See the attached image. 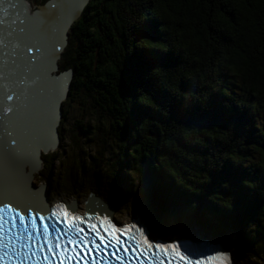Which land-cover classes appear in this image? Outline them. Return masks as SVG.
<instances>
[{
	"label": "trees",
	"instance_id": "16d2710c",
	"mask_svg": "<svg viewBox=\"0 0 264 264\" xmlns=\"http://www.w3.org/2000/svg\"><path fill=\"white\" fill-rule=\"evenodd\" d=\"M145 20L158 25L154 44L135 39ZM149 44L177 61L150 72L163 107L135 87L141 69L133 54ZM58 66L72 74L70 100L79 92L97 93L115 142L90 155L86 167L80 160L79 169L71 167L70 188L76 192L88 180L95 195L120 208L132 203L129 193L141 174L170 185L177 196H198L225 162L238 166L251 178L243 186L254 190L245 201L254 214L238 236L241 261L264 259V0H88L70 26ZM134 104L152 118L125 131ZM117 173L129 182L120 202L111 183ZM207 199L231 208L230 198L218 193ZM207 223L204 233L219 237L211 218Z\"/></svg>",
	"mask_w": 264,
	"mask_h": 264
},
{
	"label": "snow or ice",
	"instance_id": "6c2138e0",
	"mask_svg": "<svg viewBox=\"0 0 264 264\" xmlns=\"http://www.w3.org/2000/svg\"><path fill=\"white\" fill-rule=\"evenodd\" d=\"M59 8L58 2L50 3L37 24L12 20V27L0 38V264H235V242L254 214L245 201L254 190L242 184L251 179L246 170L227 162L220 173L211 175L198 196H177L170 185L141 174L129 193L136 223L123 228L116 227L107 215L93 217L87 211L77 215L74 205L33 202L32 190L18 169L26 150L39 146L40 132L50 134L56 122L61 87L49 90L45 84L52 60L62 47ZM157 26L154 20H145L135 39L154 44L160 35ZM133 55L141 69L135 87L163 107L150 72L155 67H172L177 61L170 51L156 50L151 44ZM146 115L152 118L148 108L134 104L125 131ZM170 118H174L171 112ZM111 183L120 202L119 194L128 191V178L117 173ZM213 192L230 198V210L208 202ZM209 218L219 238L210 241L217 247L205 256L198 251L199 233L207 229ZM129 229H134L133 236L139 234L136 244L126 235ZM157 240L167 243H153Z\"/></svg>",
	"mask_w": 264,
	"mask_h": 264
},
{
	"label": "rangeland",
	"instance_id": "374dc122",
	"mask_svg": "<svg viewBox=\"0 0 264 264\" xmlns=\"http://www.w3.org/2000/svg\"><path fill=\"white\" fill-rule=\"evenodd\" d=\"M22 1L29 4L30 11L32 12L42 6L40 4L43 0ZM77 17L73 20V22L76 21ZM69 30L70 28L67 31V37ZM59 59L60 55L56 60L57 69L52 71V74L57 75L60 72L58 66ZM71 80L72 76L69 81V87L66 91L65 98L61 101L59 107L61 115L58 120V124L55 127L57 144L54 148L49 149L47 152H40V166L37 172L31 174L30 183L35 188L44 187V191L49 202L61 198L67 202L75 201L78 205H84V200L87 198L88 194L91 193L90 191H92V189H90L91 183L88 180L81 181V187H79V190L75 192L73 188H70V184H68L69 182L66 177L67 172L71 169V167L73 171L79 169V160L82 161L86 167L88 165L90 155L92 156L93 154H96L97 151L100 152L101 150L109 149V146H112L115 142L108 132L111 117L107 116L106 113L100 109L98 105L99 97L97 93L91 92L90 94H86L84 92H79L76 96L73 95L74 100H70L69 89ZM62 113L64 115H62ZM79 125L83 133L77 131L76 128ZM107 155L106 151H103L102 157L104 159L108 157ZM51 159H53V181L49 183L45 178V174L47 173V166ZM93 192L94 191H92V194H94ZM94 196L104 201L102 199V195L99 196L94 194ZM132 207V203L124 205L120 208L113 207L115 210H112L111 216L116 221L124 222L132 216ZM199 234L204 237L207 236L211 240L219 238L215 236L210 238L204 233V231ZM234 249L235 264H243L241 261V243L238 238L235 242ZM250 264L258 263L251 262ZM259 264H264V259L259 261Z\"/></svg>",
	"mask_w": 264,
	"mask_h": 264
},
{
	"label": "bare ground",
	"instance_id": "6f19581e",
	"mask_svg": "<svg viewBox=\"0 0 264 264\" xmlns=\"http://www.w3.org/2000/svg\"><path fill=\"white\" fill-rule=\"evenodd\" d=\"M52 1H54V0H52ZM55 2H58L60 4V8L58 10L59 25H57V27H60V26L63 27L64 22L69 20L70 14L75 10V8H77L78 4L80 3V0H58ZM8 4H14L15 8H11V9L8 8L7 7ZM41 8H43V7H41ZM41 8L38 9V11L39 12L42 11V12L37 14V13H35V11L31 12L29 4L28 3L26 4L21 0H4L3 4H0V38H2L5 35V33H7L8 30L12 27V24H11L12 20H16L17 23L20 20H25L27 23H31V24L39 23L41 17L45 14V12L47 10V8L45 10H42ZM60 34H61V32H60ZM60 37H61V35H60ZM0 50H2V48H0ZM2 62H3L2 57H0V63H2ZM55 62H56V60H55ZM52 63H54V60H52ZM51 75H52V67L47 73L48 79H47L46 84H45L46 89L50 90V89L56 88L57 86H60L61 92H62V88L68 82L66 80V77H63V78L60 77V80L56 81L51 77ZM2 83H3V81L0 80V84H2ZM68 84H69V82H68ZM66 91H67V89H66ZM66 91H65V94H66ZM59 104H58V107L56 105V122H55L54 126L52 127L50 134L46 130H42L40 132V139L38 141L39 146L35 147V148H28L26 150V154L19 164L18 171H19L21 178L26 180V182L29 185V188L32 190V196L34 198V200H33L34 203L62 202V203H65L66 205H70V206L74 205L75 206V212L84 213L85 206L84 205H78V204H76L75 201H68L67 202L61 198H58L57 200L49 202L47 200V197H46V194L44 191V187H36L35 188L30 183L31 174L37 172L39 169V166H40V164H39V159H40V154H41L40 152L41 151L47 152L49 149H51V147H46V146H50L52 144L51 143L52 140L55 139V136H56L55 127L57 126V124H58L57 120H59L60 115H61V114L59 115V110H60ZM57 113H58V115H57ZM44 148H47V149H44ZM97 201L101 202V199L98 198ZM132 215H134V214H132ZM110 217H112V216H110ZM131 219H132V216L124 222L135 224L136 222L132 221ZM124 222H122V223H124ZM137 226L140 227V225H137ZM233 251L235 252L234 248H233ZM231 259L232 258L230 257V260Z\"/></svg>",
	"mask_w": 264,
	"mask_h": 264
},
{
	"label": "water",
	"instance_id": "95a60500",
	"mask_svg": "<svg viewBox=\"0 0 264 264\" xmlns=\"http://www.w3.org/2000/svg\"><path fill=\"white\" fill-rule=\"evenodd\" d=\"M55 1H58V0H54V1H47L44 5H42L41 7H39V9L41 8L42 10H45L48 5L52 2H55ZM88 0H80V3L78 4L77 8H75V10L70 14V17H69V20L64 22V25L62 27V31H61V37H60V42H61V51L56 53L55 57H54V63H52V69H55V60H57L59 58V55L60 53L62 52L63 48L65 47L66 45V40H67V31L68 29L70 28L73 20L80 14L82 8L84 7V5L87 3ZM42 12V11H40ZM39 11L35 12V13H40ZM68 76H69V73H67V75H63V77H66V80L68 79ZM54 80L56 81H59L60 79L59 78H55V77H52ZM58 79V80H57ZM67 89V83L64 85L63 89H62V92H61V96H60V99L58 100L57 102V107H58V104L61 103V101L65 98V91ZM59 107H60V104H59ZM58 112V111H57ZM58 115V113H57ZM59 115H60V110H59ZM58 121V120H57ZM55 134V133H54ZM52 144L50 146H46V147H51V148H54L57 144V138L55 136V139L52 140L51 142ZM44 149H47V148H44ZM98 198L96 196H94V194L92 193H89L87 198L84 200V206H85V209L84 211L88 212V213H96V214H103V215H107V216H111V212L113 210V207L109 204H106L105 202H103L101 200V202H98L97 201ZM111 220L113 222H115V220L110 217ZM132 221H135L134 219V215H132ZM202 237V240L199 242V243H202V242H208L210 243V241H212L211 239H209L207 236L204 237L203 235H200ZM166 241V240H164ZM213 247H217V245H214L212 243H210V245L208 246L209 249H212Z\"/></svg>",
	"mask_w": 264,
	"mask_h": 264
},
{
	"label": "flooded vegetation",
	"instance_id": "af4514ba",
	"mask_svg": "<svg viewBox=\"0 0 264 264\" xmlns=\"http://www.w3.org/2000/svg\"><path fill=\"white\" fill-rule=\"evenodd\" d=\"M55 66H56V62H55ZM69 87V86H68ZM67 90H68V88H67Z\"/></svg>",
	"mask_w": 264,
	"mask_h": 264
}]
</instances>
